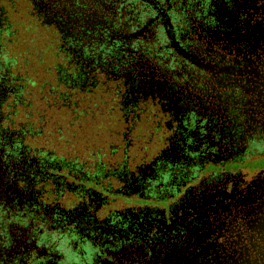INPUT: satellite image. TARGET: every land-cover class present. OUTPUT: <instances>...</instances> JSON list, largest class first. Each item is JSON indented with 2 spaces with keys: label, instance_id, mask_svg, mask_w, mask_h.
<instances>
[{
  "label": "flooded vegetation",
  "instance_id": "af4514ba",
  "mask_svg": "<svg viewBox=\"0 0 264 264\" xmlns=\"http://www.w3.org/2000/svg\"><path fill=\"white\" fill-rule=\"evenodd\" d=\"M260 158L264 0H0V264H260Z\"/></svg>",
  "mask_w": 264,
  "mask_h": 264
},
{
  "label": "water",
  "instance_id": "95a60500",
  "mask_svg": "<svg viewBox=\"0 0 264 264\" xmlns=\"http://www.w3.org/2000/svg\"><path fill=\"white\" fill-rule=\"evenodd\" d=\"M242 216L240 217L243 220V224L249 229V241L252 239V231H255L258 234V239L260 242H263V246L258 247V255L260 258V264H264V198L255 204L251 205L250 200L248 203H244L242 208ZM250 249L243 248V256H250L251 250L253 249L252 244H250ZM247 262V260H246Z\"/></svg>",
  "mask_w": 264,
  "mask_h": 264
},
{
  "label": "rangeland",
  "instance_id": "374dc122",
  "mask_svg": "<svg viewBox=\"0 0 264 264\" xmlns=\"http://www.w3.org/2000/svg\"><path fill=\"white\" fill-rule=\"evenodd\" d=\"M257 163H258L257 165L262 166L264 164V158H260V161L257 162Z\"/></svg>",
  "mask_w": 264,
  "mask_h": 264
}]
</instances>
